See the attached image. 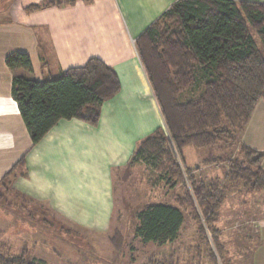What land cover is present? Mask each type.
I'll return each instance as SVG.
<instances>
[{
  "label": "trees",
  "instance_id": "16d2710c",
  "mask_svg": "<svg viewBox=\"0 0 264 264\" xmlns=\"http://www.w3.org/2000/svg\"><path fill=\"white\" fill-rule=\"evenodd\" d=\"M251 29L264 47V3L176 0L135 40L163 127L137 144L125 167L143 164L170 188L185 187L199 234L206 239V230L211 231L213 243L226 195L218 179L194 175L181 152L188 146L237 143L241 158L228 160L225 178L251 191L264 189L263 153L239 144L257 102L264 98V57ZM4 62L12 74V98L33 145L62 119L95 126L101 105L120 89L115 72L98 58L43 80L36 78L27 53L11 52ZM196 78L203 81L202 92L180 100ZM16 166H23L22 158L6 176ZM135 219L134 237L158 245L174 242L184 220L178 206L162 202L146 204ZM109 241L119 254L124 246L120 231L115 229ZM27 253L23 249L10 254L0 248V264H46L37 258L28 261Z\"/></svg>",
  "mask_w": 264,
  "mask_h": 264
},
{
  "label": "crops",
  "instance_id": "0c3cea01",
  "mask_svg": "<svg viewBox=\"0 0 264 264\" xmlns=\"http://www.w3.org/2000/svg\"><path fill=\"white\" fill-rule=\"evenodd\" d=\"M175 1L0 0L1 236L13 231L11 223L25 227L23 216H19L37 208L49 224H56L58 217L80 230H109L115 206V172L126 166L141 140L163 127L135 40ZM15 51L29 55L39 80L98 58L115 72L120 89L101 105L95 126L62 119L33 145L12 98V74L4 62L5 56ZM239 144L263 153L264 170V99L257 102ZM186 148L181 154L188 168L202 162L213 164L205 163L213 158L209 154L197 155V161L188 165ZM21 158L23 166H16L6 176ZM252 194L254 201L248 204L246 215L253 230L256 228L255 235H260L255 262L264 264V189ZM14 209L21 213H15V219L7 215L13 219L7 221L6 211ZM16 238L26 242L18 234ZM25 246L20 251L27 249Z\"/></svg>",
  "mask_w": 264,
  "mask_h": 264
},
{
  "label": "rangeland",
  "instance_id": "374dc122",
  "mask_svg": "<svg viewBox=\"0 0 264 264\" xmlns=\"http://www.w3.org/2000/svg\"><path fill=\"white\" fill-rule=\"evenodd\" d=\"M250 31L264 57V47L256 32L252 29ZM202 90L203 81L196 78L181 94L180 100L197 98ZM184 154L188 165L197 161V155L198 158L209 154L215 159L219 158L211 166L202 162L191 167L194 175L205 178L206 181L218 179L226 195L218 221L214 224L218 234L214 243L211 231L206 230V239L199 234L191 207L185 201V187L180 184L170 188L158 179L157 173L143 164L135 163L114 174L115 206L109 230H80L62 223L58 217L56 224H49L45 214L37 208L32 214L31 211H26L19 216H23L25 227L17 222L11 223L13 231L7 230L0 235V244L3 245L1 248L4 252L17 254L26 245L28 261L35 257L44 260L46 264H257L255 260L260 235H255L256 228L253 230V224L246 215L248 204L254 201L253 191L241 182L225 178L228 160L241 158L239 145L220 143L210 149L190 146L184 150ZM176 160L178 164H182L178 156ZM186 185L189 187L188 183ZM157 202L176 205L182 211L183 224L177 239L172 243H142L133 235L136 212L148 203ZM15 213L21 212L7 210L4 217L12 222L13 219L7 215L15 219ZM115 229L120 231L124 240L119 254L114 253L109 241ZM17 234L26 242L21 239L18 242Z\"/></svg>",
  "mask_w": 264,
  "mask_h": 264
}]
</instances>
